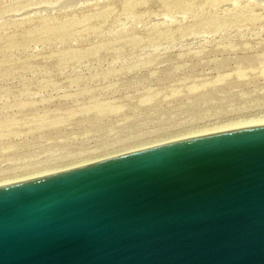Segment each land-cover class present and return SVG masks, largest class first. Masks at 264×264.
<instances>
[{"label": "rangeland", "instance_id": "obj_1", "mask_svg": "<svg viewBox=\"0 0 264 264\" xmlns=\"http://www.w3.org/2000/svg\"><path fill=\"white\" fill-rule=\"evenodd\" d=\"M65 1L0 0V187L264 119L263 4Z\"/></svg>", "mask_w": 264, "mask_h": 264}, {"label": "water", "instance_id": "obj_2", "mask_svg": "<svg viewBox=\"0 0 264 264\" xmlns=\"http://www.w3.org/2000/svg\"><path fill=\"white\" fill-rule=\"evenodd\" d=\"M0 264H264V126L0 187Z\"/></svg>", "mask_w": 264, "mask_h": 264}, {"label": "bare ground", "instance_id": "obj_3", "mask_svg": "<svg viewBox=\"0 0 264 264\" xmlns=\"http://www.w3.org/2000/svg\"><path fill=\"white\" fill-rule=\"evenodd\" d=\"M85 1H87V0H67V1H65V2H68L69 4H67V5H69V6H71V5H76V4H78V3H81V2H85ZM256 2L257 3H260V4H263L264 5V0H260V1H257L256 0ZM253 124V125H252ZM250 125H252V126H254V127H258V126H264V119H261V120H258V121H254L253 120V122L252 121H250V122H247V123H242V124H238V123H235V124H230V125H228V126H220V127H217V128H214V129H212L211 131H214V134H217V133H221V132H226V131H229V130H238V129H246L247 127L246 126H250ZM245 126V127H244ZM244 127V128H243ZM248 128H251V126L250 127H248ZM204 131H206V130H204ZM210 131V130H209ZM201 132V131H200ZM199 132V133H200ZM203 132V131H202ZM204 133V132H203ZM203 133H200V135H203ZM206 133V132H205ZM213 133V132H212ZM200 137V136H199ZM193 138V137H192Z\"/></svg>", "mask_w": 264, "mask_h": 264}]
</instances>
